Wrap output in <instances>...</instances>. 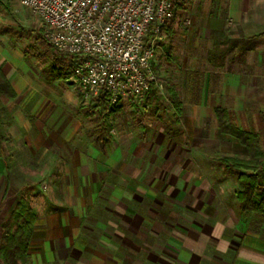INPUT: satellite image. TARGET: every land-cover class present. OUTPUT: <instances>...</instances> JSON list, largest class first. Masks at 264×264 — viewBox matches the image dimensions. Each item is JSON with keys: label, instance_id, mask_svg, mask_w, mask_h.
<instances>
[{"label": "rangeland", "instance_id": "rangeland-1", "mask_svg": "<svg viewBox=\"0 0 264 264\" xmlns=\"http://www.w3.org/2000/svg\"><path fill=\"white\" fill-rule=\"evenodd\" d=\"M240 8L181 0L154 42V93L102 109L71 81L73 60L41 20L0 0V56L20 80L17 95L0 91V237L24 198L36 214L32 264H230L242 245L264 251V215L239 209L225 162L246 147L214 113L224 108L264 148V65L245 81L240 63L264 27ZM216 43L222 59L210 55Z\"/></svg>", "mask_w": 264, "mask_h": 264}, {"label": "built area", "instance_id": "built-area-1", "mask_svg": "<svg viewBox=\"0 0 264 264\" xmlns=\"http://www.w3.org/2000/svg\"><path fill=\"white\" fill-rule=\"evenodd\" d=\"M44 25L52 48L73 60L81 94L109 105L141 99L156 84L154 42L181 0H18ZM67 81V80H66Z\"/></svg>", "mask_w": 264, "mask_h": 264}, {"label": "trees", "instance_id": "trees-1", "mask_svg": "<svg viewBox=\"0 0 264 264\" xmlns=\"http://www.w3.org/2000/svg\"><path fill=\"white\" fill-rule=\"evenodd\" d=\"M262 36H264V32L248 40L252 42ZM217 45L220 46L219 43H216L214 50L210 51V55H218L222 59L227 52V48L218 49ZM154 90L155 87L152 82L146 93L147 97L151 96ZM0 91L8 96H15V91L1 66ZM170 94L173 103L178 107L179 102L171 88ZM105 104L104 93L101 92L95 101V108L103 109ZM214 113L219 129L233 135L246 147V157L225 158L226 165L230 168V173L236 174V199L239 209L242 212L264 215V148H262L260 143L259 134L253 130L241 129L232 123L226 110L222 107H215ZM3 139V135L0 132V143ZM35 220L36 214L29 203L24 198L20 199L9 217L1 224L0 264H32L28 250L34 235Z\"/></svg>", "mask_w": 264, "mask_h": 264}, {"label": "crops", "instance_id": "crops-1", "mask_svg": "<svg viewBox=\"0 0 264 264\" xmlns=\"http://www.w3.org/2000/svg\"><path fill=\"white\" fill-rule=\"evenodd\" d=\"M235 1V0H230ZM238 1V0H237ZM241 3L240 12L237 16H240L242 21H247L246 25H255V26H262L264 27V0H239ZM248 7H251L252 9V16L248 19L246 17V14L248 13L249 9H246ZM233 9V8H232ZM235 10V9H234ZM231 8L229 7L228 14L234 16L237 12H232ZM234 14V15H233ZM248 15V14H247ZM248 20H246V19ZM252 19V21H250ZM245 25V26H246ZM251 27V26H250ZM251 31V30H250ZM256 31V30H255ZM253 32V30H252ZM255 41V40H254ZM243 46V45H242ZM244 51L241 50V52H244L241 58V64L246 66V70H244L245 74L243 75L242 80L249 81L253 75H259L257 72H260V66L264 65V39H256L255 42L251 43L250 45H245L242 47ZM55 51V50H54ZM253 51H256V55L253 56ZM57 52V51H56ZM251 52V53H250ZM59 53V52H58ZM62 54V53H60ZM238 58H236L237 60ZM0 64L2 67V70L5 72L6 77L10 81L16 95L18 94V88H19V79L13 77L12 74H7L5 71L6 65L3 63V58L0 56ZM255 70L257 72L255 73ZM230 72L227 73V75L232 74ZM236 75V73H235ZM19 80V81H18ZM18 81V83H17ZM27 82V80H25ZM249 245H242L240 247V250L236 251V256H234L235 263L231 262L230 264H249L250 262L252 264H264V251H260L257 248L251 247V249L248 248ZM253 248V249H252Z\"/></svg>", "mask_w": 264, "mask_h": 264}]
</instances>
